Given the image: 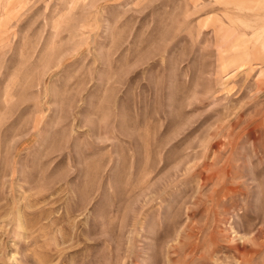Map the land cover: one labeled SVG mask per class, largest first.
Segmentation results:
<instances>
[{
	"label": "rangeland",
	"instance_id": "374dc122",
	"mask_svg": "<svg viewBox=\"0 0 264 264\" xmlns=\"http://www.w3.org/2000/svg\"><path fill=\"white\" fill-rule=\"evenodd\" d=\"M0 264H264V0H0Z\"/></svg>",
	"mask_w": 264,
	"mask_h": 264
}]
</instances>
